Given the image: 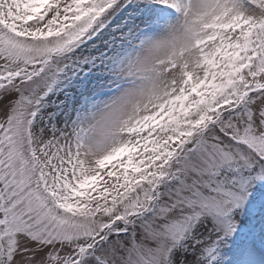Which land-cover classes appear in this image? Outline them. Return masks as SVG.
Returning a JSON list of instances; mask_svg holds the SVG:
<instances>
[{"label": "snow or ice", "instance_id": "obj_1", "mask_svg": "<svg viewBox=\"0 0 264 264\" xmlns=\"http://www.w3.org/2000/svg\"><path fill=\"white\" fill-rule=\"evenodd\" d=\"M0 264H264V0H0Z\"/></svg>", "mask_w": 264, "mask_h": 264}]
</instances>
